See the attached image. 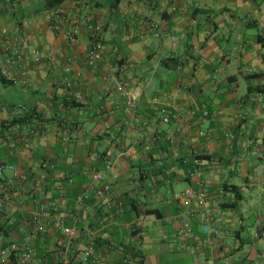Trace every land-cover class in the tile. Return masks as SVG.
Here are the masks:
<instances>
[{
    "label": "crops",
    "instance_id": "1",
    "mask_svg": "<svg viewBox=\"0 0 264 264\" xmlns=\"http://www.w3.org/2000/svg\"><path fill=\"white\" fill-rule=\"evenodd\" d=\"M61 6L65 26L55 31L46 0H0V70L15 77L0 82V264H14L13 245L16 264H64L66 255L69 264H264V0ZM85 18L104 29L96 68L85 62ZM161 107L169 124L156 116ZM195 155L205 157L213 244L179 235L183 217L197 234L205 221L198 205L172 199L196 186L180 165ZM163 166L178 170L169 185ZM133 201L156 214L129 213ZM41 206L79 229L71 249L61 233L36 231ZM25 247L35 250L26 263Z\"/></svg>",
    "mask_w": 264,
    "mask_h": 264
},
{
    "label": "built area",
    "instance_id": "2",
    "mask_svg": "<svg viewBox=\"0 0 264 264\" xmlns=\"http://www.w3.org/2000/svg\"><path fill=\"white\" fill-rule=\"evenodd\" d=\"M66 13V9L62 6H59L55 10H53L49 16V20L51 21L52 25L51 27L55 31L61 30L65 26V21H63L61 18ZM58 18L61 20L58 21ZM84 25L87 27L89 34H90V49L87 53L85 62L89 67L96 68L99 64V62L102 59L103 51H104V29L101 25L96 24L92 21L91 18H85L81 20ZM79 23L80 20H77ZM69 36L73 37L74 34L69 32ZM41 53L39 51H34V60L35 62L41 61ZM11 62V61H10ZM3 74L8 76L11 80H15V77L12 76L7 66L3 68L2 70ZM71 72V66H68L66 68V73ZM124 82L123 78H121V84ZM128 97V110H131L134 107V97L131 96L129 93H126ZM157 118L165 124H169L172 119V113L171 111L166 107H161L157 112ZM209 116L208 111H204L203 117L206 120ZM145 150L147 152L151 151V144H146ZM186 163V161H184ZM203 160L201 159L200 155H195L194 157V167L192 170L188 171V177L190 179L197 178L198 182L196 186H190L182 191L178 192H172V199L173 201L181 208L191 209L194 204L198 205V207L203 211V215L205 217V221L202 226V234H197L191 224L189 223V220L187 218L183 217L181 220L182 228L179 230V235L182 237H185L190 240H205L209 244H213V236L215 234H220L218 230H216L213 227L214 223V212L213 207L210 202V192L208 185L205 181H203L202 175L203 170L201 168L203 164ZM54 167V165L45 163L43 167ZM111 166L108 165V168ZM12 171L16 172L17 175V168L14 166L9 167ZM3 170L4 166H0V178L3 176ZM173 172H178L177 169L173 168L171 170H166V175H171ZM162 177L163 181H166V183L169 185L171 183L170 179ZM95 179L99 182L104 181V176L99 173L95 176ZM105 191L110 192V186L105 187ZM99 195H103V190L97 191ZM34 224L36 227V231L41 235H48L51 231H56L62 234V236L66 240V247L68 249H71L73 246L74 241L77 239L79 235V229L75 226H68L66 223L52 215V213L46 208V206L39 207L35 213H34ZM121 252L125 251V248L123 246L118 247ZM93 248H89L85 254H84V260L87 262L89 261L91 254H92ZM19 252L20 247L18 245H13L11 247L10 252ZM10 252H7V255H10ZM35 257V250L29 247H25L24 254H23V262L26 263L30 260H32ZM65 263L69 264L70 259L69 256L66 255L65 257Z\"/></svg>",
    "mask_w": 264,
    "mask_h": 264
},
{
    "label": "trees",
    "instance_id": "3",
    "mask_svg": "<svg viewBox=\"0 0 264 264\" xmlns=\"http://www.w3.org/2000/svg\"><path fill=\"white\" fill-rule=\"evenodd\" d=\"M68 0H46V8L49 10V11H53L55 10L56 8H58L59 6L63 5L65 2H67ZM0 82L2 84H6L7 83H10L11 81H9L7 79V76L3 74V72L0 70ZM27 118H23V119H18L16 121H14L13 124H16V123H19L21 124L22 122H24ZM201 159L204 161L205 160V157L203 156H200ZM177 163V162H176ZM183 166V168L185 170H192L193 167H194V159H190V160H187L186 163H184L183 161L181 162V164ZM168 169V167L166 166H163V167H158V174H162L164 175V178L166 177V170ZM225 191L226 192H232L235 194V200L233 203H231L229 205V207L231 208H236L239 204V202L241 201V196L239 195V188L237 186H231V187H224ZM223 207L227 208L228 205H223ZM129 213H134L136 214L137 216L140 215V214H146V215H155L156 214V210H148L146 208V206L140 202H137V201H133L132 203H130L129 205ZM10 258L12 259V262L14 264H16L17 260H18V252H10ZM18 264V263H17ZM82 264V263H81Z\"/></svg>",
    "mask_w": 264,
    "mask_h": 264
}]
</instances>
